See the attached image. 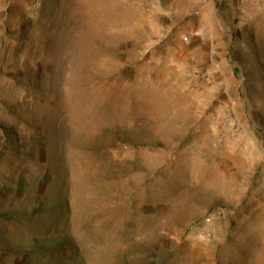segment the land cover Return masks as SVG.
I'll return each instance as SVG.
<instances>
[{
	"label": "rangeland",
	"instance_id": "1",
	"mask_svg": "<svg viewBox=\"0 0 264 264\" xmlns=\"http://www.w3.org/2000/svg\"><path fill=\"white\" fill-rule=\"evenodd\" d=\"M0 264H264V0H0Z\"/></svg>",
	"mask_w": 264,
	"mask_h": 264
}]
</instances>
